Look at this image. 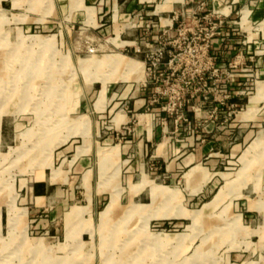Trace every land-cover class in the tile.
<instances>
[{
    "label": "rangeland",
    "instance_id": "374dc122",
    "mask_svg": "<svg viewBox=\"0 0 264 264\" xmlns=\"http://www.w3.org/2000/svg\"><path fill=\"white\" fill-rule=\"evenodd\" d=\"M162 1L0 0V264H264V68L255 66L264 36L224 27L218 6L233 0H185L172 10ZM141 87L148 113L173 127L167 148L181 139V123L186 134L210 123L227 132L207 187L191 197L184 173L171 178L149 156L131 173L103 156L101 177L90 174L100 179L95 205L81 216L72 209L86 201L67 202L52 239L47 213H23L25 188L65 151L108 147L114 106ZM253 97L249 116L231 102ZM132 133L125 127L119 140Z\"/></svg>",
    "mask_w": 264,
    "mask_h": 264
},
{
    "label": "crops",
    "instance_id": "0c3cea01",
    "mask_svg": "<svg viewBox=\"0 0 264 264\" xmlns=\"http://www.w3.org/2000/svg\"><path fill=\"white\" fill-rule=\"evenodd\" d=\"M161 3L160 8L172 10L176 7L181 8L185 0H163ZM248 4L253 5L252 13L246 11ZM218 10L222 18L220 21L225 28H230L228 24H235L239 26L243 34L247 35L254 31L256 34L264 36V0H233L230 4L225 3L224 6H218ZM234 16H240V19H233ZM247 16L249 17L247 18ZM165 22L166 20L158 19L159 28H163L162 24ZM226 55H229V51ZM255 66L259 69L264 68V59L261 56L256 60ZM262 85L264 84H260L258 87L257 97L264 91L260 90ZM148 100V89L141 87L135 91L133 99L126 103L127 106L120 109L121 104L117 103L109 122L108 137L104 140L109 143L108 147H104L103 150L101 147L103 142L96 144L100 145L99 148L94 145V156L85 153L87 150L82 149V146L73 149V151H65V160L62 159L58 167H53L44 179L30 183L25 188L24 200L26 203L23 213L26 211L25 213L30 214L32 219H36L38 213H47V216L51 218V224L47 225L50 226L47 234L52 239L59 232L52 224L54 215L56 212H65L67 202L86 201V207H69V209H74H72L73 212L80 211L81 216L84 213L83 208L95 205L98 194L91 190H93V184L96 185L97 182H100L103 156L107 158L104 160L106 166L117 167L119 165L126 173H131L135 167L143 168L145 160L149 156L156 165H161L163 172L171 175L169 176L171 178H176L172 174L176 171L184 173L182 182L191 197H196L207 187L210 180L208 166L213 164V158L220 156L222 148H224V136L227 132L219 131L213 123H210L198 133L186 134L187 126L181 123L179 129L181 139L172 143L175 144L173 148H167L172 140L165 138V135L173 134V127L170 122H167L165 114L157 110L148 113ZM231 102L241 106L246 105V111L241 114L243 116L246 112H256V97L247 99L245 104L238 100ZM187 116L192 124V114L189 113ZM125 127L132 128L133 133L131 136L119 140L118 134ZM233 128L238 127L235 125ZM164 145L165 149H163ZM236 148L237 146L231 150L234 151ZM58 159L59 157L56 155V161ZM64 162L65 167L62 166ZM91 169L97 170L98 181L95 177L90 176ZM118 194L119 191L113 192L109 197L110 199L113 196L117 198ZM38 199L40 201H37ZM5 216L6 218L1 213V228L4 222L7 227V211ZM81 216L74 217L81 218ZM15 229L16 227L12 232ZM62 231L65 232V228ZM6 233L11 234L7 228Z\"/></svg>",
    "mask_w": 264,
    "mask_h": 264
},
{
    "label": "bare ground",
    "instance_id": "6f19581e",
    "mask_svg": "<svg viewBox=\"0 0 264 264\" xmlns=\"http://www.w3.org/2000/svg\"><path fill=\"white\" fill-rule=\"evenodd\" d=\"M82 59V58H81ZM132 65L134 64L133 62H130ZM90 64V63H89ZM82 65V64H81ZM264 89V85H262L261 87H260V90L262 91ZM245 116H248L247 114L245 115ZM143 181V180H142ZM141 181V182H142ZM114 197H112V199H111V203L108 205V208H106V210H105V212H103L102 214H101V218L102 219H104L106 216H107V214L110 212V208L112 207V205H113V203H114Z\"/></svg>",
    "mask_w": 264,
    "mask_h": 264
}]
</instances>
